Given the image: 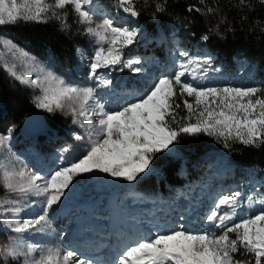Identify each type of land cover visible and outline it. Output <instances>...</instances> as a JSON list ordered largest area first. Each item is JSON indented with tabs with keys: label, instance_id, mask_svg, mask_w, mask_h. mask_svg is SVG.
<instances>
[{
	"label": "snow or ice",
	"instance_id": "6c2138e0",
	"mask_svg": "<svg viewBox=\"0 0 264 264\" xmlns=\"http://www.w3.org/2000/svg\"><path fill=\"white\" fill-rule=\"evenodd\" d=\"M204 3L205 0H200V4ZM259 3L264 4V0ZM166 4L167 0L157 3L156 13L165 12ZM238 4L241 10L252 7L249 0H238ZM115 5L133 18L139 16L133 0H115ZM69 6L77 14L78 22L86 25V34L95 38L97 46L88 58V78L95 81L94 87L67 82L40 65L13 40L0 37V46L13 61L34 70L36 77L31 78V71L19 74L16 63H6L5 71L21 84L39 90L40 94L33 100L38 109L49 113L59 110L70 115L72 123L84 129V134H74L75 140L87 139V148L81 157L62 164L47 176L28 170L26 165L16 168L10 166L11 161L0 163V179L7 194L42 198L41 213L25 219H20V214L27 203L22 205L17 199L0 200V224L5 228L17 234L46 232L51 227L50 213L66 197L76 177L99 172L131 183L149 169L156 153L170 150L181 135L203 133L223 140L225 148L230 146L229 141L251 147L264 145V95H261L264 90L259 87H201L189 82L184 79L186 76L194 81L207 78L211 57H193L184 49L178 52L183 59L176 62L173 74L161 76L150 88L134 94L120 107L109 108L97 89H112L113 71L143 72L138 66L141 60L126 57L124 53L125 48L137 41L141 29L117 24L108 16L96 21L94 0H0V26L19 21L47 23L55 19L64 30L69 25L68 12L63 10ZM216 10L207 7L205 13L195 5L186 9L189 13L195 11L209 16ZM208 39L207 34L201 36L202 41ZM80 51L77 49L78 53ZM105 69L108 71H101ZM178 92L194 98L193 103L184 99L187 115L179 119L180 104L175 102ZM13 130L14 126L9 127L6 134H0V150H10ZM61 151L66 153L70 148L65 146ZM255 204L262 207L254 215H245L244 209ZM203 220L210 227L202 231H190L181 226L126 245L114 264H253V261L264 264V194H259L258 188H253V194L237 190L219 196ZM37 252L39 256L34 255ZM237 254L245 258L237 259ZM20 257H23V264H92L80 258L75 250L42 249L35 243L22 245L18 238L0 246V260L4 264Z\"/></svg>",
	"mask_w": 264,
	"mask_h": 264
},
{
	"label": "rangeland",
	"instance_id": "374dc122",
	"mask_svg": "<svg viewBox=\"0 0 264 264\" xmlns=\"http://www.w3.org/2000/svg\"><path fill=\"white\" fill-rule=\"evenodd\" d=\"M109 2L111 5L101 3L99 0H94V19L100 21L105 16H108L117 24H127L129 26L139 27L141 33L138 36L137 41L128 48H125L124 53L126 57L131 56L139 58L141 64L138 66L143 68V72L140 74H133L129 69L113 71L111 73V78L114 81L112 89H97V94L112 93L113 96L118 98L115 102L103 100L109 108H118L119 106L114 108V106L117 105V102L119 103L122 101L124 104L127 100L131 99L134 94H141L143 91L150 88L153 82L158 80L161 76L173 74L176 62L183 59V57L178 55L180 49L186 50L189 55L193 57L205 55L211 57V68L207 73V78L194 81L190 76H186L184 79H187L189 82L195 83L201 87H259L264 90V87L258 85L257 79L254 76V71L252 70V65L247 61L235 60L231 66L226 65L221 60L215 58L210 50L189 41L181 42L178 35L172 31L166 35L164 40H159V38L153 40V36L147 38L146 41L152 42L153 46H156L155 49L137 50L136 54H131L130 48H132L133 45L142 43L150 33L146 31L145 27L140 22L139 17L133 18L129 14L124 13L122 9L115 5V0H109ZM74 14L77 16L75 12ZM55 21L60 24V21ZM3 26H0V37L11 39ZM83 26L86 28V25ZM89 38L92 41V45L88 55L84 59V67L82 70L77 69L75 71L67 69L56 71L53 69L50 61L33 53L30 48L22 45L20 46L34 56L40 65L61 76L67 82L82 87H94L95 81L88 78V58L94 54V49L97 45L94 37L89 36ZM105 47H107V45H105ZM6 63L8 65L16 63V71L19 74L31 71V78L35 79L36 72L34 70L24 67L19 61H13L12 56L0 46V66L4 70V65ZM117 69H119V66H117ZM214 69H220V71H215ZM101 71L107 72L108 70L105 69ZM7 74L9 75L8 72ZM22 85L29 88L33 102L34 97L40 94L39 90L34 89L27 84ZM261 95H264V91H262ZM176 96L177 98H180V104L182 106V112L177 110V118L179 119L180 117L187 115V111L183 107L184 99L187 98L188 102L193 103L194 98L181 96L179 92ZM39 110L43 113H47L48 116H51L53 113H49L42 109ZM54 112H57L65 120V122H60L61 129L64 132V139L54 141H51L48 138L43 140H32V136H27L26 134L19 135L21 132L20 123H17L16 121H9L5 124L0 123V134H6L7 129L14 126L10 141V150H0V163L9 164V161H11L10 166H15L16 168L26 165L28 170L47 176L61 167L62 164H67L68 162L81 157L87 148V139L80 141L75 140L74 134H84V129L74 125L71 116L66 115L64 111L57 110ZM193 122L195 121L193 120ZM201 136L206 141V145L203 148V154L196 160L197 167L202 171V179H200L199 182L181 186L172 195L160 196L152 183V178L156 171L155 165L152 161L149 165V169L142 173L136 181L131 183L122 179H114L99 172L83 174L74 179L73 184L67 190L66 197L62 198L60 205L56 206L55 211L50 213L51 228L44 233L29 231L17 234L0 224V246L8 243L10 239L18 238L19 243L22 245L35 243L42 249L56 247L57 244H53V246L51 241L55 226L60 223L59 220H56L59 208L69 211L72 207H83L82 209H84L87 208L86 205L91 204L93 205L94 210L98 212L97 216L100 215V217H102L106 212L107 217H99V219H102L101 221L105 224L104 227L107 228L112 225L113 220L115 221L112 217L116 218L118 215L116 213H122L121 211H123V213H128L129 217L121 220L126 224V231L128 232L126 234L124 233V238L126 240L124 239L123 242H121H126V246L140 239L154 236L160 232H170L171 222H174L176 229H179L181 226L184 227V224L179 220L180 217H177L176 215L181 213V216H183L184 212L189 214H195L197 212L194 218L198 217V215L200 216L198 211H205L209 208L210 199L216 201L217 198L223 194L237 190L246 195L253 194L254 187L258 188L259 194H264V175L259 168L233 163L228 155L227 149L229 147H224L223 140L204 135L203 133H201ZM232 142L235 141H229V144ZM65 146L69 147L70 151L66 153L62 152L61 150ZM163 152L172 157H176L179 154V151L174 145L171 146L170 150ZM157 154L158 153L154 156ZM127 196H131V202L125 204L123 202V204H121L119 200L122 201V198L126 199ZM146 198H151L152 201H149ZM4 199H17L21 201L22 205L27 203V206L23 207L20 219L35 217L41 213L42 198L36 196L20 197L14 194H7L3 188L2 179H0V200ZM99 200H101V203L97 204ZM115 203L116 205H114ZM114 207L117 210H114ZM261 207V205L255 204L251 208H245L244 213L245 215H254ZM88 208H92V206H89ZM168 215L171 216L167 217ZM71 218L77 219L78 216L76 214H71L69 220ZM120 218L122 219V217ZM146 218H150L152 226H147L143 223V219H145V222L147 223ZM159 219L162 221L157 222L156 220ZM182 220L184 221L185 218ZM190 222L192 223V220ZM60 224H63L60 230L61 236H66V239H68L69 233L73 232V227L65 224V222ZM206 225L207 224L204 221L200 223L195 221L190 226L184 228L190 231H202L206 229ZM132 226L135 230H138L141 235L140 237L131 240V235L133 233ZM215 231L219 232L220 230ZM104 234H102L101 237H103ZM93 246L94 245L91 247ZM125 246L120 250L117 256L124 250ZM79 252L80 254L83 253L82 250ZM34 255L39 256V252ZM102 256L107 257V259L112 258V255L108 250L103 251ZM114 261L115 260H113V262Z\"/></svg>",
	"mask_w": 264,
	"mask_h": 264
},
{
	"label": "trees",
	"instance_id": "16d2710c",
	"mask_svg": "<svg viewBox=\"0 0 264 264\" xmlns=\"http://www.w3.org/2000/svg\"><path fill=\"white\" fill-rule=\"evenodd\" d=\"M101 3L111 5L109 0H99ZM135 9L139 13V20L150 33L142 43L130 48L131 54L137 50L155 49L147 38L164 40L171 31L178 35L181 42L195 43L210 50L215 58L231 66L235 60L247 61L252 65L254 76L260 87H264V4L259 0H249L252 7L243 8L238 0H167L166 11L156 13L157 3L163 0H133ZM189 5H195L206 13L207 7L217 9L212 15L201 14L195 11H186ZM63 11L68 12L67 23L69 27L61 30L55 20L49 19L47 23L19 21L16 24H6L4 29L11 39L51 62L56 71L64 69L75 71L83 69L84 59L88 55L92 41L85 32V28L78 22L71 6ZM155 14V18H153ZM226 17V20L224 19ZM223 21V22H222ZM212 31H209V29ZM207 34L209 39L202 41L201 36ZM157 36V37H156ZM77 49L81 51L78 53ZM176 103H181L180 98H175ZM38 109L32 102L29 88L22 85L0 66V123L21 121L31 112ZM182 112V106L177 109ZM48 129L32 140L49 139L51 141L64 139V132L60 122L64 118L57 112L51 116L43 113ZM23 133L20 132V136ZM206 141L201 134L187 136L181 135L179 142L174 146L179 151L176 157L161 152L153 157L152 163L156 171L152 183L160 196L172 195L181 186L199 182L202 171L197 167L196 160L203 154ZM227 149L233 163L257 167L264 175V145L258 147L244 146L232 142ZM152 201L151 198H146ZM121 204L130 203L131 196L119 200ZM237 259L245 257L237 254ZM0 264H4L0 260ZM9 264H23V257ZM254 264V261H253Z\"/></svg>",
	"mask_w": 264,
	"mask_h": 264
},
{
	"label": "bare ground",
	"instance_id": "6f19581e",
	"mask_svg": "<svg viewBox=\"0 0 264 264\" xmlns=\"http://www.w3.org/2000/svg\"><path fill=\"white\" fill-rule=\"evenodd\" d=\"M98 95L103 100L110 101V102H115L118 99L116 96H113L112 93H107L106 95L105 93H99ZM121 105H123L122 101L119 103L117 102V105L114 106V108L118 106L120 107ZM212 200L213 199H210L209 208H207L205 211H202V210L198 211L200 216L198 215V217L193 218L192 223L195 221L199 223L204 221L203 217H205L210 212V210L213 208L214 201ZM100 203H101V200L97 202V204H100ZM88 205L92 206V208H88L89 207ZM88 205H86L87 208H84V209H82L83 207H72L69 211L59 208V211L57 212L56 220H59L60 223L65 222V224H68L70 227H73L72 228L73 232L69 233L68 239H66V236L62 237L60 233V230L63 224L59 223L56 226L54 225L55 230L52 236L53 238H52L51 244L52 245L57 244L56 247L61 248V249L75 250L78 253L80 258L88 259L92 261V264L114 263L113 260L117 258L116 257L117 254L126 244V242L121 243L125 239L124 233L125 234L128 233L126 231L127 229V227L125 226L126 224H124L121 220H124L126 217H129V214L123 213V211H121L122 213L117 211L118 212L116 213L118 214L117 217L116 218L112 217L113 219H115V221L113 220L112 225L109 228H107V227H104L105 224L103 221H101L102 219H99L100 215L97 216L98 212L94 210L93 205L91 204H88ZM114 205H116V203ZM115 209L116 208L114 207V210ZM71 214H74V215L78 214L77 215L78 218L77 219L71 218L69 220V217L71 216ZM169 216L171 215H168L167 217ZM104 217H107L106 212L100 218H104ZM120 217H122V219ZM79 220H81L80 223H78ZM146 220H147V223L145 222V219H143V223H145L147 226H152L150 218H146ZM156 221L160 222L162 220L159 219ZM192 223L189 222L190 225ZM209 227L210 226L207 224L206 228H209ZM175 229H176V225H174V222H171L169 231H172ZM132 232L133 233L131 235V240L133 238L140 237L141 235V233L138 230H135L134 228L132 229ZM102 234H104L103 237H101ZM92 245L94 246L91 247ZM80 250H82L84 254L83 253L80 254L79 252ZM105 250H108L110 252V254L112 255L111 259H107V257L102 256V253Z\"/></svg>",
	"mask_w": 264,
	"mask_h": 264
},
{
	"label": "water",
	"instance_id": "95a60500",
	"mask_svg": "<svg viewBox=\"0 0 264 264\" xmlns=\"http://www.w3.org/2000/svg\"><path fill=\"white\" fill-rule=\"evenodd\" d=\"M48 129L44 114L39 109L29 113L20 123V130L27 136H38Z\"/></svg>",
	"mask_w": 264,
	"mask_h": 264
}]
</instances>
